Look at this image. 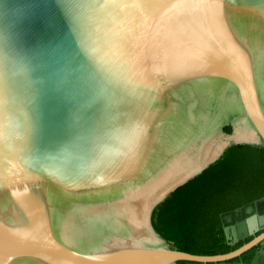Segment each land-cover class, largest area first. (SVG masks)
Wrapping results in <instances>:
<instances>
[{"label": "water", "instance_id": "95a60500", "mask_svg": "<svg viewBox=\"0 0 264 264\" xmlns=\"http://www.w3.org/2000/svg\"><path fill=\"white\" fill-rule=\"evenodd\" d=\"M235 145L264 149V0H0V264H229L264 234L191 255L153 211Z\"/></svg>", "mask_w": 264, "mask_h": 264}, {"label": "trees", "instance_id": "16d2710c", "mask_svg": "<svg viewBox=\"0 0 264 264\" xmlns=\"http://www.w3.org/2000/svg\"><path fill=\"white\" fill-rule=\"evenodd\" d=\"M230 127L224 128L230 133ZM264 197V149L235 145L220 162L177 188L153 211L158 233L181 252L197 256L224 255L222 216ZM177 264H186L178 262Z\"/></svg>", "mask_w": 264, "mask_h": 264}, {"label": "flooded vegetation", "instance_id": "af4514ba", "mask_svg": "<svg viewBox=\"0 0 264 264\" xmlns=\"http://www.w3.org/2000/svg\"><path fill=\"white\" fill-rule=\"evenodd\" d=\"M262 199H264V197L254 201L252 204H249V205H247L245 207L236 208L233 211H230L229 213H227V214L222 216L221 232H222V236H223L224 242L228 246L233 247L235 245H238V247H237V249H238L239 247L249 243L250 241H252L256 237L264 234V230L257 231L256 233H254L253 236H248L246 239L241 240L238 243L233 244L231 246V245H229L231 240L230 241L227 240V238L224 235V231H223L225 228H227L231 232L233 227H235L237 224H239L241 222H246L247 219L252 217V216H254V217L263 216L264 215V200L259 202V200H262ZM251 207L253 209L251 215L250 216H246L245 215V211L247 209L251 208ZM229 236L231 237L230 234H229ZM263 242H264V238L261 239L250 250H248L247 252L242 254L240 257L232 259V260L228 261L227 263H229V264H251V262H252L254 256L256 255V253H260L261 251L264 250V247L261 246V243H263ZM259 257H261V255H259Z\"/></svg>", "mask_w": 264, "mask_h": 264}]
</instances>
